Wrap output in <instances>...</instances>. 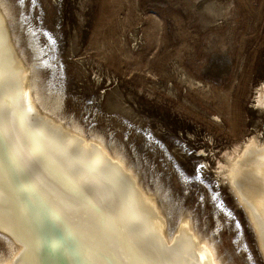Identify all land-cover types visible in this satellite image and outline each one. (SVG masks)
Returning a JSON list of instances; mask_svg holds the SVG:
<instances>
[{
    "label": "rangeland",
    "instance_id": "rangeland-1",
    "mask_svg": "<svg viewBox=\"0 0 264 264\" xmlns=\"http://www.w3.org/2000/svg\"><path fill=\"white\" fill-rule=\"evenodd\" d=\"M10 1L40 43L51 42L66 115L117 143L144 184L168 191L176 214L183 207L204 233L218 229L229 263L264 264L245 211L216 174L226 151L264 137L255 107L264 0Z\"/></svg>",
    "mask_w": 264,
    "mask_h": 264
},
{
    "label": "bare ground",
    "instance_id": "bare-ground-1",
    "mask_svg": "<svg viewBox=\"0 0 264 264\" xmlns=\"http://www.w3.org/2000/svg\"><path fill=\"white\" fill-rule=\"evenodd\" d=\"M13 6L0 0V264H231L218 229L204 233L183 207L176 214L168 191L144 184L117 143L66 115L51 42ZM255 107L264 110V82ZM224 158L216 174L264 260V137Z\"/></svg>",
    "mask_w": 264,
    "mask_h": 264
}]
</instances>
